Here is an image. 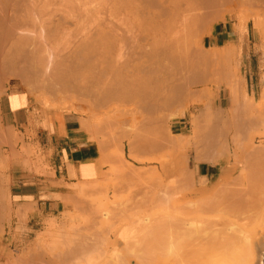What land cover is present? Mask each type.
<instances>
[{
  "label": "rangeland",
  "instance_id": "rangeland-1",
  "mask_svg": "<svg viewBox=\"0 0 264 264\" xmlns=\"http://www.w3.org/2000/svg\"><path fill=\"white\" fill-rule=\"evenodd\" d=\"M99 1L104 3L106 0ZM203 1L206 5L200 3L198 10L200 11L201 9L204 12L200 11L201 13H198L195 18L198 10H192L191 14L189 13L188 15L189 19L187 17L189 28H193L192 30L185 34L183 32L179 33L177 36L173 35V33L169 34L171 36L165 34L166 37L165 35L157 36V39L161 37L174 39L171 45L172 52H170L172 55H169L168 58L164 56H160L159 59L154 58L156 53L153 52L152 49L154 47L151 45L155 41L154 37H149L145 33L135 34L137 36L124 35L123 33L121 34L123 41L127 39V41L125 40L127 45H125L124 51H128V54L126 52L124 54V51L122 52L126 56V60L124 59L125 63L118 61L120 50L115 48L104 54L107 58L106 64H100V66H92L91 64L78 66L75 71L76 73L79 71V74L77 73L79 76L75 78V82L72 84V86L75 85V90L74 92L70 91L71 93L69 92L66 96L62 95L64 98L60 95H55V93L52 95L53 92L48 94L50 90L44 88L41 78L43 69L39 68L41 71L38 73V69L24 70L21 67L16 68V70L6 66L5 68L0 64L1 81L17 82L20 87L29 93L36 104L42 105L46 109L56 108L63 111H78L83 114H91L94 115L98 124H102L105 120L110 122V119H117L121 116L117 126L114 128L110 127V125L108 126L105 138L106 142H110L113 134L118 137V140L113 142L112 148L107 152L109 158L112 157V161H108L107 168L98 179L89 183L71 185V194L62 198L63 207L56 215L38 212L34 216L29 217L27 214L14 212L6 197L8 185L6 188L0 189V207L2 208L0 210V264H25L27 259L41 252L45 254L44 259H47V262L55 261L64 249L66 250L73 246L78 239H86L93 231V226L89 224L90 220L93 221V218H95L94 210L106 209L111 213H116L123 205L127 204L126 200L130 198L129 196L132 197L134 191L144 192L148 189V193L151 194L149 198L153 201L152 197H154L156 200L152 202L151 207L156 210L154 213H150V215H153H151V218L154 217L156 220L163 213L167 211L173 212L178 209L179 213L178 211L176 213H185L183 215L188 219L187 221L191 223L194 221L193 224L195 226L198 225L197 227L206 228V230H208L207 224L210 225V221L212 222V220L216 219L214 218L216 213L208 212L210 217L214 218L211 220L204 208L199 210V206L202 209L206 202V204L211 203V198L213 199L214 197L212 200L214 202V200L216 201L215 198H221L226 194L229 195V193L234 194L233 189L236 192L239 190L238 193L243 192L242 190L244 192L247 191L245 200H248L247 194L250 199L255 196L264 197V184L260 182L264 179V175L262 176L263 170H261L262 165H264V24H262L264 23V15H262L264 14V1L245 0L247 1L245 3L244 0H236L235 3L234 0H226V2L211 0L208 3L210 10L207 7L209 5L206 0ZM109 2L114 3V0H109ZM260 6L263 7H261L263 10ZM191 8L192 6L190 5L189 9L191 10ZM258 9H261V11L259 10L258 12ZM258 14H260V17L257 16ZM192 16L194 19H192ZM207 16L209 17L206 18ZM197 18L198 21L195 20ZM226 18L230 24L237 27L238 32L236 37L231 38L234 42L231 45H226V47L233 46V54H225L224 49L226 47L213 48V41L209 37L213 28ZM262 18L263 20H261ZM196 21L201 22L200 24L198 23L199 27L191 25V23ZM194 28L197 30L194 31ZM180 34L183 35L180 36ZM177 37L181 38L180 42H178V47L176 43ZM182 38L185 41L182 42ZM138 43L140 44L138 45ZM185 47L187 50L184 49ZM174 53L178 54L175 55ZM173 59L176 63L172 62ZM126 62L129 66L128 71L126 70L127 67H124ZM170 62L172 63L169 64ZM157 63L163 69L165 67L171 69L173 63L182 68V71H176L180 68L173 64L175 71L170 70V77L174 76V83L181 80L186 85V88H190L189 90L187 89L185 98H188L187 101L184 100L185 103L183 102L184 97H176L179 99L176 101L178 102L181 99V103L178 102L177 104L175 98L173 100L175 103L172 101L169 106L162 104L160 108L156 109L153 107H156V99L154 101L150 95L148 97L143 96V101L137 99L128 104L122 101L120 104L108 105V103L103 101V94L108 92V88L114 86L119 80L120 77L118 78V76L120 74L118 72L121 74L128 72L127 74L131 76L137 73L138 68H141L142 74H145L150 68L156 71L159 66ZM183 63L185 65L187 63L188 67L182 66L184 65ZM168 65L171 66L168 67ZM137 66L139 67L137 68ZM173 67L172 70H174ZM123 68H125V72ZM133 68L136 71H133ZM21 69L22 71H20ZM129 70H132V72ZM33 71L37 72L34 73ZM166 71L169 70L166 69ZM29 72L31 73L29 74ZM39 79H41V82H38L40 81ZM108 84L109 87H107ZM176 84L178 83L176 82ZM117 86L119 87L120 85ZM148 99H152V101H148ZM158 99L161 103H164V96H159ZM220 135L221 139L216 146L219 156L216 155V160H214L215 156L211 155H208L211 158L207 155L206 157L208 158H205V155L201 154L203 158L201 156L199 158L204 145L211 143L214 137H219ZM166 137L168 139L165 140L164 138ZM177 139L183 140L185 145L182 143L183 145L180 146L177 143ZM169 140H174V142H169ZM175 142L178 147L173 145ZM33 153L35 152L33 151ZM132 153L137 156L138 160L132 158ZM227 168L228 176L226 175V180L224 179L221 182L223 180L221 178L222 173ZM185 172H187L186 175ZM140 178L141 181H137ZM133 179L135 181L132 182L131 180ZM142 180L151 184L147 187L145 183L146 188H144V184H138V182L143 183ZM155 180H158V182L155 183ZM139 185H142L143 189ZM76 188H86V192L77 193L75 192ZM130 189L134 191L131 192ZM154 189L159 191L157 190V192ZM256 190L260 192L258 193ZM159 192L161 193L159 194L160 198L158 197L159 195L155 196ZM167 192L173 195L171 199ZM217 195L218 197H215ZM140 196L141 194H139ZM240 197V195L237 196V198ZM153 204H156L155 208ZM193 205L198 209L196 210ZM6 207L8 211L5 210ZM180 208L184 210L181 211ZM193 210H196L197 213ZM92 214L94 217L91 218ZM228 221V225L237 232H243L245 237L252 238L259 234L258 231L264 227V204L250 212H234L228 216ZM262 231H264V228ZM125 232L132 236L134 234L133 227L126 226ZM222 245L219 244L218 246L223 247ZM123 246L124 244L121 249L124 248ZM208 247L209 244H206L204 245L206 250L197 251L195 248L178 245L165 254L152 256L151 260L154 264H231V262L244 264L247 262L246 259L244 260L241 257L242 254L238 253L239 250L215 246V248L208 250ZM47 253L48 257H46Z\"/></svg>",
  "mask_w": 264,
  "mask_h": 264
},
{
  "label": "bare ground",
  "instance_id": "bare-ground-1",
  "mask_svg": "<svg viewBox=\"0 0 264 264\" xmlns=\"http://www.w3.org/2000/svg\"><path fill=\"white\" fill-rule=\"evenodd\" d=\"M45 1L43 0L44 2L43 3L42 0H0V64L3 67L6 66L11 69H16V68H21V67L24 70H37V69L39 70V68L43 69L42 70L43 74L41 78L45 86L44 88L50 90L48 94H52L51 92H53L52 95H54L55 93V95L57 96L59 95L66 96V94H69L70 91L74 92L75 85L72 86V84L73 82H75V78L79 76L78 75L79 71L77 72L78 73L77 74L75 71V68H77L78 66L80 67V66L88 65V64H91L92 66L94 65L100 66V64H104V63L106 64L107 58L104 56V54H106L108 51L112 49L118 48L120 50V55H118L119 56L118 61L120 63H122L121 61L125 63L124 59L126 60V56H124L122 52L124 51L125 45H127L125 44V40L127 41V39L123 41L122 35H121L123 33L124 35H131V36H134L137 33H145L149 37L150 36L152 38L154 37L155 41L153 42V44H151L154 47V49H152L153 52L156 53L154 54L156 55V57L154 58L159 59L160 56H164L168 58L169 55H172L170 52H172L171 45L173 43L172 40L174 39L165 38L166 37L165 34L169 35L173 33V35L177 36L179 33L183 32V34H185L188 31L192 30L193 28L191 29L189 28L190 25L187 20V17L189 19V16H188L189 13L192 10L194 11L198 10V5L200 3H202L203 5H206V3H204L203 0H114V3H110L111 1L109 2V0H106L107 2L104 0L105 1V2L103 1L104 3H101L102 1L100 2L99 0H47L46 2ZM209 1L211 0H208V1L206 0L207 4L209 3ZM218 1L220 0H215V2H218ZM222 1L226 2V0H222ZM247 1L244 0L245 3ZM234 2L236 3V0H234ZM190 5L193 8V9L191 8V10L189 9ZM207 7L209 9L210 5ZM261 7L262 6H260V8ZM199 9H200V6H199ZM261 9H258V12L259 10L261 11ZM198 11H197V15L195 14V18L196 16H198V13H201L203 10L201 11L200 9L201 12L200 11L198 12ZM257 16L260 17V14H258ZM208 17L209 16H207L206 18ZM192 19H194L193 16H192ZM195 20L198 21V18ZM261 20H263V18ZM197 21L195 23H191V25L192 26L195 25L194 27H199V24L201 22L200 21L197 22ZM195 30L197 29L194 28V31ZM191 33L193 32L191 31ZM183 34H180V36ZM162 35H165V37L164 38L161 37L157 39V36H162ZM179 37H177L176 39L177 47L179 45L178 42H180V39H181V38L179 39ZM181 41L183 42L185 40L182 38ZM182 42H181V45H182ZM139 44L140 43H138V45ZM180 48L183 49L182 47ZM184 49H186V47ZM224 50H225V54H233V46L232 47L227 46ZM181 51L183 52V50ZM125 52L126 50L124 51V54ZM127 52L126 54H128ZM172 62H175V60L173 59ZM172 62H170L169 64H171ZM187 63L186 65L183 63L184 65L182 66H187ZM157 64L159 65V63ZM173 64L172 66L168 65V67L171 66V69L170 68L168 69L167 67H165L169 71H166L165 68L163 69L161 68V65H159L160 67L156 66L158 68L156 71L150 68L145 72V74H142L141 68H138L139 66H137L138 68L137 73L136 74L134 73V75H131V76L127 74L128 72H126L125 74L124 73L121 74L120 72H118V74H120V76H118V78L120 77L118 83L120 86H123L124 81L121 82L122 80L125 79L126 81H129V84L123 86L124 90L122 88V92H124V95L125 93L127 95L128 93H132V96H135L134 94H138L137 96H140L139 94H141L144 97L146 95L147 97L148 95H150L153 98V100L156 99V102H155L156 107L153 106L156 109L160 108L162 104L169 106L170 102H172L176 97L178 98L184 97L183 102L184 100L187 101L188 97L185 98L187 95L186 92L188 89L186 88V85H184L182 83L183 81L181 80H180L181 84H179L180 83L179 81H175L174 83V76L170 77L171 75L170 70L175 71ZM192 65L195 67L194 64ZM174 66L180 68L176 64ZM124 67L125 68L127 67L126 70L128 71L129 66L127 62L124 65ZM152 67H153V64H152ZM172 67L174 68V70H172ZM125 68H123L124 72L126 71ZM181 69L182 68L176 71H179ZM132 70L136 71V69L134 68ZM132 70H129V71L132 72ZM20 71H22V69ZM40 71L41 70H39L38 73ZM33 72L36 73L37 71L36 72L33 71ZM30 73L31 72H29V74ZM39 80L40 81L38 82H41V79ZM176 82L178 84H176ZM126 86L127 87L129 86V87L127 88ZM107 87H109V84L107 85ZM45 90H42V91H45ZM110 96L113 97L112 94ZM159 96L160 97L164 96V103H161L159 101L158 99ZM178 98L175 99V102L177 104L178 102L181 101L180 99V101L177 102L176 100ZM149 100L150 99H148V101ZM150 101H152V99ZM219 137L218 136L214 137L211 143L207 142L208 144L204 145V149H202L199 155V158L202 157L201 154L203 156L205 155V158H208L209 157L208 155H211L213 157L215 156L214 160H216L217 158L216 155H218L217 154L218 150L216 149V146L218 144V141L221 139V135ZM164 139L166 140L168 138L166 137ZM170 140L169 142H172V141L174 142V140L172 141ZM177 140H178L177 143H179L180 146H182L183 144L185 145V142L183 143V140H180V139H177ZM173 145L176 146L177 145L176 142L173 143ZM173 148L175 147L173 146ZM206 155L208 157H206ZM132 158L135 160L136 159L138 160L137 156L133 153H132ZM261 170L264 171V165H262ZM263 171H262V176L264 175ZM186 173L187 172H185V175ZM226 175L228 176V168L223 171L222 176L220 175L221 178H223L221 182L224 181ZM141 178L137 179V181L138 180L141 181ZM134 179L131 181L132 182L135 181ZM191 180L193 181V179ZM259 180L261 179L259 178ZM157 182L158 180H155V183ZM260 182L264 184V179H262ZM231 183L233 182L231 181ZM138 184H142V185L144 184V188H146V186L148 187L149 184L151 183L149 182L139 183L138 182ZM138 184H135V185H138ZM142 185L141 186L139 185V186L142 187L143 189ZM252 187L254 188V186ZM147 190L144 192L142 191L137 192L134 190L133 192L131 190V192H133L132 193L133 195L131 194L132 197L129 196L131 200L130 198H128V200L124 198V200L127 201V204L123 205L121 209L116 213H111L107 211L106 209L94 210L95 218L93 219L96 221L90 220L92 217H94L92 214L91 218L89 219L90 224L88 223L89 225L93 226V231L91 232L89 230L91 233L86 239L84 240L78 239L77 242L73 246H70L66 250L64 249L61 255L57 257V259L53 258L55 257V255H53L52 258L56 259L55 261L51 260V262H47L46 261L47 259L46 260L44 259L45 254L41 252L42 254L40 253L36 256H33L27 259L25 264H154L153 261L151 260L152 256H157V255L159 256V254H165L167 251L171 250L175 246H178V245L188 246L191 248H195L197 251H203V250H206V248H204V245L206 244H209L208 250L213 249L215 247H218V248L227 247V248H231L237 251L239 250L238 253L240 252V254H242L241 257L244 260L246 259L247 261L244 264H264V261H263L264 231H262L264 227L260 229V231H258L259 234L255 235L254 233L255 235L254 237L248 238V236L245 237L243 235V232L239 233L234 228L228 225V222H229L228 216H230V214L234 212H245V211L250 212L252 210L257 209L260 206H263L264 204L263 196L256 197L254 193L252 192L253 195L256 197V199H254L255 197H252L253 199L252 198L250 199L249 195L247 194L248 200H245L244 198L246 196L247 189L245 190L246 192L242 190L243 192H239V193H238L239 190L236 192L233 189L234 194L229 193V195L226 194L225 196H222L221 198L220 197L218 199L215 198L216 201L214 200V202L212 201L214 197L213 199L211 198L210 199L211 203H208V204H206L207 202L205 204L203 203L205 206H202V209H200L201 206H199V210H203L204 208L206 213L208 212L212 214L216 213V216L214 218L218 219V220L215 219L213 221L212 220L213 217L211 218L210 214L208 213L209 214L208 217L212 220V222L209 220L210 225L206 223L208 226V227L206 226L208 228V230H206V228L197 227L198 225L195 226L193 224L194 221L192 223L187 221L188 219H186L185 215H183L185 213L182 212L178 214L179 213L178 209L174 210L175 212L167 211L163 214L161 213L162 216L159 219L155 220L154 217L151 218L152 214L150 215V213H154V211L156 210V209H153V207H151L152 202H154L155 199L154 197H152L153 198V201H152V199L149 198L151 197V194L148 193ZM154 190L157 191L158 189H154ZM250 191H251V187H250ZM75 192L77 193L86 192V188H76ZM169 193L167 192V194ZM139 194H141L140 197H139ZM159 194L161 193L159 192L155 196ZM237 194L240 195L241 197L237 198L238 196ZM165 195H166V192H165ZM169 196H170L169 197L170 199L171 197H173L172 194H169ZM158 197L160 198V195ZM215 197H218V195ZM194 202H197V201H194ZM155 205L156 204H153L154 208H155ZM193 206L195 207V205ZM182 210L184 209L182 208ZM196 210L195 211L193 210V211L196 212ZM177 211L178 213H176ZM98 218H100L101 221H99L100 219L98 220ZM207 222H208V219H207ZM126 226L133 227L134 236L133 235L130 236L125 232ZM123 244H124L123 246L124 248L121 249V246ZM219 244L221 245L223 244L222 245L223 247H219L218 246ZM46 255H47L46 257H48V253ZM231 264H234V263L231 262Z\"/></svg>",
  "mask_w": 264,
  "mask_h": 264
},
{
  "label": "crops",
  "instance_id": "crops-1",
  "mask_svg": "<svg viewBox=\"0 0 264 264\" xmlns=\"http://www.w3.org/2000/svg\"><path fill=\"white\" fill-rule=\"evenodd\" d=\"M237 34V27L226 18L209 37L213 48H223ZM118 82L104 94L105 103L143 101L141 94L124 95L122 88L129 81L124 79L123 86L116 87ZM120 118L98 124L91 114L46 109L17 82L0 80V189L8 185L6 197L12 210L29 217L59 213L71 185L98 179L112 161L107 152L118 137L113 134L110 142L105 138L108 126L114 128Z\"/></svg>",
  "mask_w": 264,
  "mask_h": 264
},
{
  "label": "trees",
  "instance_id": "trees-1",
  "mask_svg": "<svg viewBox=\"0 0 264 264\" xmlns=\"http://www.w3.org/2000/svg\"><path fill=\"white\" fill-rule=\"evenodd\" d=\"M204 174H206V173H204Z\"/></svg>",
  "mask_w": 264,
  "mask_h": 264
}]
</instances>
